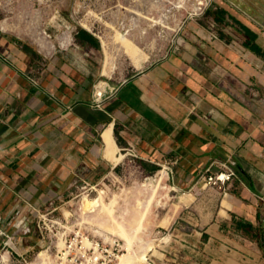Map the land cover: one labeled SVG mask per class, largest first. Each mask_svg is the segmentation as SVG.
<instances>
[{"label": "crops", "instance_id": "0c3cea01", "mask_svg": "<svg viewBox=\"0 0 264 264\" xmlns=\"http://www.w3.org/2000/svg\"><path fill=\"white\" fill-rule=\"evenodd\" d=\"M177 34L140 70L98 84L105 62L0 31V231L20 256L36 245V207L132 166L148 180L166 172L165 264H264V0H209ZM226 164L236 176L221 188L199 181Z\"/></svg>", "mask_w": 264, "mask_h": 264}, {"label": "rangeland", "instance_id": "374dc122", "mask_svg": "<svg viewBox=\"0 0 264 264\" xmlns=\"http://www.w3.org/2000/svg\"><path fill=\"white\" fill-rule=\"evenodd\" d=\"M200 1L203 4H199ZM208 1L0 0V31L33 44L44 54L69 50L87 53L96 59L95 64L102 65L105 62L106 76L98 79V84L109 79L121 81L140 70L148 55L151 59L157 58L173 45L179 28L187 19H192L188 17L189 13L206 5ZM81 29L97 38L100 46L98 49L89 44H78L76 37ZM156 176L157 173L151 175L149 180L154 181ZM118 177L116 183L106 180L105 184L97 188L85 184L67 191L64 198L54 204L57 206L56 218L64 219L68 231L79 226L89 231L93 227L97 228L95 224L84 221L82 204L85 196L97 199L101 191L104 192L105 201H109L114 194L118 195V213L123 214L127 222H134L140 210L138 200L145 201L149 195L142 184L149 180L140 176L132 166H124ZM159 195L165 205L152 206L145 221L146 230L142 234L145 240L160 239L153 250L147 252V262L153 264H165L167 253L163 254L162 249L174 245L169 229L162 228L160 225L164 226V223L159 221L167 205V190L160 189ZM49 207L51 205L47 203L35 208L37 215L30 222L29 238H26L27 243L34 240L36 245L29 252L22 253L21 248L20 256L16 252L20 247L18 239L13 235L0 236L7 242L0 244V264H29L37 261L42 251H47L52 260L58 238L54 233L40 229L37 217L38 209L46 211ZM30 236L33 238L30 239ZM166 236L167 241L163 240ZM116 237L124 244L120 237ZM133 248L135 251L139 249L137 242Z\"/></svg>", "mask_w": 264, "mask_h": 264}, {"label": "bare ground", "instance_id": "6f19581e", "mask_svg": "<svg viewBox=\"0 0 264 264\" xmlns=\"http://www.w3.org/2000/svg\"><path fill=\"white\" fill-rule=\"evenodd\" d=\"M201 3L203 2L200 1L199 4ZM128 32H126V34H128ZM98 95H102V92L99 91ZM105 141L108 145L107 153L112 158L115 149L112 147L108 132L105 134ZM114 161H116V159H114ZM165 178L166 172L161 171L157 173L155 181H150L151 179L149 182L144 181L142 187L149 191V195L145 201L141 199L138 200L140 210L138 211L134 222H127L124 215L118 213V195H113L109 201H105L104 192L101 191L97 199H90L88 196L84 197L82 204L84 214L83 219L87 223H90L91 225L95 224L97 226V228H91L93 229L92 231L105 236H107V234L117 235L124 241L126 252L119 257L118 264H149L147 262V252L153 250L154 246L157 245V242H160V239L154 238L145 240L142 234L146 230L145 221L152 206L155 204H164V202L159 199V192L160 189H164L162 182ZM163 240L167 241L168 237H164ZM135 242L138 243L139 249L137 251L133 248ZM50 263V254H48L47 251H42L38 256V260L29 264Z\"/></svg>", "mask_w": 264, "mask_h": 264}, {"label": "built area", "instance_id": "2783aa9c", "mask_svg": "<svg viewBox=\"0 0 264 264\" xmlns=\"http://www.w3.org/2000/svg\"><path fill=\"white\" fill-rule=\"evenodd\" d=\"M206 5L197 7L192 13H189L188 17L194 18L202 14ZM235 176L233 165L226 164L218 172H212L209 168L200 176L199 181H203L205 186L221 188ZM49 204L51 207L46 208V211L37 210V217L39 218L38 227L54 233L58 238L55 244L56 252L50 264H118L119 257L126 252L124 244L119 238L112 234H107V236L98 234L82 226L68 231L63 222L64 219L56 218L57 206H54L55 203ZM0 235L6 236L4 231H0ZM148 263L153 264L151 261Z\"/></svg>", "mask_w": 264, "mask_h": 264}, {"label": "trees", "instance_id": "16d2710c", "mask_svg": "<svg viewBox=\"0 0 264 264\" xmlns=\"http://www.w3.org/2000/svg\"><path fill=\"white\" fill-rule=\"evenodd\" d=\"M77 39L87 42L95 47H99L97 38L85 29H81L77 34Z\"/></svg>", "mask_w": 264, "mask_h": 264}]
</instances>
